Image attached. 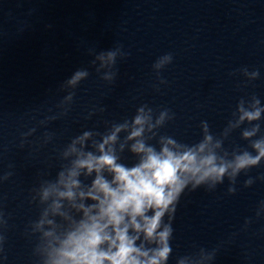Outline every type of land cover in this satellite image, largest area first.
Listing matches in <instances>:
<instances>
[{"label":"clouds","instance_id":"1","mask_svg":"<svg viewBox=\"0 0 264 264\" xmlns=\"http://www.w3.org/2000/svg\"><path fill=\"white\" fill-rule=\"evenodd\" d=\"M88 55L89 67L112 85L118 77V60H126L130 53L117 43L107 50L91 48ZM173 59L169 52L152 64L156 92L168 83L161 73ZM89 67L77 68L59 84L57 92L64 95L57 103L35 110L36 126L21 133L19 148L30 143L28 138L38 128L45 129L38 138L41 146L54 141L55 133L47 129L69 115L76 90L91 75ZM229 75L244 78L240 87L261 76L259 69L250 71L247 66ZM105 111L106 107H94L85 119ZM174 119L175 113L167 107L156 110L141 104L130 119L106 121L104 131L84 130L59 150L55 178H41L31 189L29 203L39 208V215L29 221L24 235L35 238L32 256L37 264H167L173 253L172 222L186 191L203 187L214 192L227 180V194L234 195L238 177L264 163V105L254 93L238 100L218 135L202 120V138L193 144L160 134ZM237 129L248 146L226 148L225 142ZM125 152L135 157L131 166L123 162ZM13 168L9 163L8 170L0 172V184L11 179ZM257 180L264 181V173L248 176L243 187L250 188ZM262 217L264 200L258 203L255 217L245 218V227ZM10 218L0 207V259L5 260ZM218 252L216 247H199L178 256L176 264H213Z\"/></svg>","mask_w":264,"mask_h":264}]
</instances>
